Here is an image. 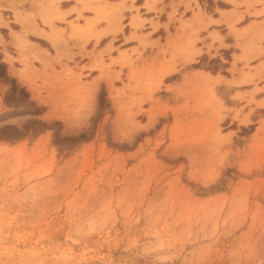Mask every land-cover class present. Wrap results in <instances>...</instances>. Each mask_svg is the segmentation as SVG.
<instances>
[{
  "label": "rangeland",
  "instance_id": "1",
  "mask_svg": "<svg viewBox=\"0 0 264 264\" xmlns=\"http://www.w3.org/2000/svg\"><path fill=\"white\" fill-rule=\"evenodd\" d=\"M60 1L0 0V264H264V0H164L162 43L133 0H69L70 20ZM118 4L137 46L86 50L126 22ZM217 13L230 62L196 46L216 51Z\"/></svg>",
  "mask_w": 264,
  "mask_h": 264
},
{
  "label": "crops",
  "instance_id": "2",
  "mask_svg": "<svg viewBox=\"0 0 264 264\" xmlns=\"http://www.w3.org/2000/svg\"><path fill=\"white\" fill-rule=\"evenodd\" d=\"M65 1H68L67 4H63ZM108 1V0H106ZM108 2H117L119 3L120 0H109ZM142 3V2H141ZM141 3H137V0H133V6L135 7H138V13L140 15V18L141 19H149V18H152L154 21H158L159 23V26L156 28V29H152L150 27V24H149V21L148 20H144L142 23L144 25V30L142 31V33H147V32H150L149 36H148V39H151V40H157L159 43H162L161 41V38H160V35H157L158 34V31L159 30H165L166 28L169 30V27L171 26L172 24V21H168V19L166 18V13L169 11V7L166 6V3L164 0L162 1L163 5H164V8L162 11H159V12H153V11H147L144 7H143V4ZM59 6L61 11H67V15H66V19L70 20V19H74L76 17V12L75 11H72L75 9V6H74V2L73 1H69V0H61L60 3H59ZM157 6H160V3L157 4ZM219 9H223V8H220L218 7ZM102 9V8H101ZM116 9L118 10V13H116L117 15L120 14L123 15L124 17L127 18L126 22L123 23L121 22V26L122 27H119V29L116 31V32H106V33H103V34H100L99 36H97V38H93V39H87L88 41L86 42L85 44V49L86 50H89L90 48L88 47L89 44H93L94 43V40L99 44V42L102 40V38L104 37H107L110 39V37L112 36V34L116 36H119L120 34H122L121 37H119V40L120 41V44H122L121 46L117 47L115 41H112V46H113V49L111 50V56L112 57H118V51H123V50H126L127 52H129L131 50L132 47L134 46H137V40H135L134 38H130V39H125L129 34L130 32L132 31L131 27H130V21H131V16L132 15H136L135 13V10H124L122 12V8H120V5L118 4ZM183 9V5H180L178 7V12L181 11ZM226 9V8H224ZM81 14V13H80ZM100 14L98 15H92L90 13H87V11H83L82 13V16L84 17H88L90 18V22H85L83 20H78V26H76L73 31H76V30H79L81 31L80 33L86 35V31L92 27V24L90 23H94L95 19H97L96 17H98ZM164 15L165 16V19H161L160 16ZM245 18V16H243V19ZM212 20L214 21H218L220 23H215V22H212L210 23V25L208 26V31H215L217 33V35L221 38H219V40H214L212 42V45L213 47L217 46V49L216 51L214 52V48H211L209 50V52H207V44L211 41V38H209L207 36V33H203V32H200V36L201 38H203L202 42L201 43H197V47H200L201 48V53L199 54L200 56H202L203 54H206L208 57H207V61L210 60V59H213V58H217V59H224L223 58V51H228L229 52V55H230V60H228V62H230L233 58V55H238L240 54V49L238 48V46L236 45V41H235V38L232 34L228 33V30H225L224 32L222 31V28H225V24L222 22V17H220V15L217 13V14H213L212 17H211ZM252 20H259V19H249V21H252ZM139 20H137L138 22ZM139 23V22H138ZM164 23H167V26L165 27L164 26ZM249 24V22L247 23H237L236 24V27L239 28L238 31H241V32H236V33H243V30L242 28H244L245 26H247ZM58 26V25H56ZM62 25H60L61 27ZM80 26V27H79ZM107 24L104 25L103 22L100 23L99 27L100 28H96V30H102L104 27H106ZM125 26L127 27V31H125ZM219 26V27H217ZM109 28V27H108ZM107 28V29H108ZM241 28V29H240ZM70 29V28H69ZM106 29V30H107ZM46 33H48L49 35H53L54 32H50V30L46 29L44 30ZM140 30L139 29H136L134 34H139ZM111 33V34H109ZM132 34H130L131 36ZM129 36V37H130ZM55 39V38H54ZM109 41L107 40L105 43H108ZM219 43L221 45H219ZM104 46H99V47H95L96 50H99V49H102ZM108 46H106L105 48L103 49H106ZM139 49H141V47H138ZM150 50V51H149ZM72 51L75 52L74 54V57L77 59L80 57V54L77 53V48H72ZM157 52V47H145L143 48V52H142V56H145L146 54H149L152 55V54H156ZM154 54V55H155ZM212 55V56H210ZM199 56V57H200ZM198 58V57H197ZM257 59V62H260L264 59V52L261 56H259L258 58H252V60H255ZM199 61V58L197 59ZM82 61L81 64H86L88 63V59H85L84 57L82 58ZM227 61V60H225ZM228 68V67H226ZM200 71H203V72H208L212 75H220V76H223L224 74L222 73H211L210 71L206 70V69H203V70H200ZM262 86L263 89H264V83L263 82H259L258 84V87ZM248 89H252V86H250ZM258 95L255 96V98L257 99H264V91H259L257 93Z\"/></svg>",
  "mask_w": 264,
  "mask_h": 264
},
{
  "label": "trees",
  "instance_id": "3",
  "mask_svg": "<svg viewBox=\"0 0 264 264\" xmlns=\"http://www.w3.org/2000/svg\"><path fill=\"white\" fill-rule=\"evenodd\" d=\"M0 67L1 68H5V64L0 63ZM104 101H105V98H104V90L101 89L100 98H99L100 106L103 105Z\"/></svg>",
  "mask_w": 264,
  "mask_h": 264
}]
</instances>
